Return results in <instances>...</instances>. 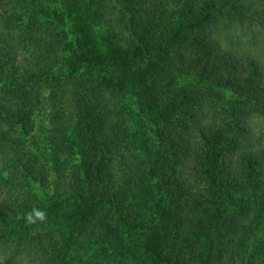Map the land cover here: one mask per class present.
Wrapping results in <instances>:
<instances>
[{"label":"trees","instance_id":"trees-1","mask_svg":"<svg viewBox=\"0 0 264 264\" xmlns=\"http://www.w3.org/2000/svg\"><path fill=\"white\" fill-rule=\"evenodd\" d=\"M26 4L28 27L12 40L19 67L6 66L0 40V264L32 253L78 264L96 244L137 264H264L249 217L264 206V130L251 124L264 118V59L226 44L213 17L229 4L249 26L251 0H123L115 12L104 0ZM42 88L49 197L45 166L12 135L27 132ZM131 99L160 124L154 146L142 125L132 141ZM149 171L163 204L145 231ZM127 233L143 248L123 246Z\"/></svg>","mask_w":264,"mask_h":264},{"label":"rangeland","instance_id":"rangeland-1","mask_svg":"<svg viewBox=\"0 0 264 264\" xmlns=\"http://www.w3.org/2000/svg\"><path fill=\"white\" fill-rule=\"evenodd\" d=\"M27 0H0V40H3L7 43L5 49V54L3 60L6 66L10 69L14 67H19L22 64V56L20 54L14 53V42L13 39H17L21 34H23L28 27V12L30 11V6L26 4ZM123 0H104L105 7L110 9V11L115 12L117 8L120 7ZM252 9L255 13L254 20L252 23H248L249 26H241L238 22L232 19L229 14L231 9L229 4L222 7V12H218L215 16V19H218L220 23L224 22L225 38L226 44H232L234 49H244L254 55L262 57L264 59V0H251ZM42 8L45 5H41ZM47 10L52 11V13L61 14L58 11L57 7L54 5H49ZM42 12V9H39ZM226 16V17H225ZM218 17V18H217ZM226 21H224V20ZM68 24V22H67ZM66 24V26H68ZM65 28V25L63 26ZM115 33L121 35L118 29L115 30ZM110 44V43H109ZM47 90L42 88L39 93V99L37 103L31 108L30 113V123L27 129V132H22L17 126L13 129V136L20 139L22 142L25 141L27 145L31 147V153L36 158L40 159L42 164L46 168V178L47 185L46 189L42 192L47 197L51 196L53 193V172L50 163V152L49 145L45 138V131L49 126V108L47 104ZM129 114L127 117L128 126L132 135V141L136 140L138 126L142 125L146 132L151 136V144L154 146L157 141L155 137V131L159 129L160 124L154 117L148 116L141 107L137 104L135 99H131L129 102ZM251 124L255 128V131L264 130V118L260 115L253 116L251 118ZM264 134V132H263ZM258 148L264 149V136L262 141L259 144H256ZM155 148V147H154ZM136 151V149H135ZM154 169L157 168V162L153 163ZM149 178L152 180L154 186L155 197L151 200L149 199V206L142 211L144 217L141 216L138 222H141L144 225V229L139 230L147 231L148 228H155L157 224V212L155 209L162 206L163 199L162 193L157 189L155 182L156 179H153V172L149 171ZM6 181V174L0 166V182L4 183ZM254 205L251 209L249 215L250 219L254 222L255 234L254 239L257 243L264 245V206ZM156 208H154V206ZM138 211H141V208H138ZM104 212L108 216L116 215L117 208L116 206H110L108 204L104 205ZM135 210V209H134ZM136 211V210H135ZM145 218V220H144ZM55 233V237L61 240L63 234ZM135 238V236L133 237ZM126 241H120L124 246L125 244H130V251L140 250L143 247L137 243L131 241L129 233L125 234ZM114 248V246H113ZM126 256L120 254L116 249H112L103 244H96L93 249L82 257L81 261L78 264H137L134 257L130 255V252L125 251ZM71 259V264H77V260L73 261L72 256H68ZM16 264H50L44 257L40 255L25 254L23 257L17 260ZM257 263V262H256ZM146 264H153L151 261H147ZM260 264H262L260 262Z\"/></svg>","mask_w":264,"mask_h":264}]
</instances>
